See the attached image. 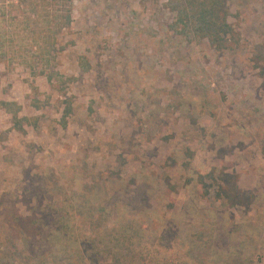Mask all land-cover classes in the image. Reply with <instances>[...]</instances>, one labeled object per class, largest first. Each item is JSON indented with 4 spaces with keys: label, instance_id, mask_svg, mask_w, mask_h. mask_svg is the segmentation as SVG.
<instances>
[{
    "label": "rangeland",
    "instance_id": "obj_1",
    "mask_svg": "<svg viewBox=\"0 0 264 264\" xmlns=\"http://www.w3.org/2000/svg\"><path fill=\"white\" fill-rule=\"evenodd\" d=\"M175 1L0 0V264H110L145 195L143 232L177 228L165 254L183 260L201 232L256 215L214 222L221 171L264 209V0H225L221 46L185 37ZM96 173L126 189L93 191Z\"/></svg>",
    "mask_w": 264,
    "mask_h": 264
},
{
    "label": "trees",
    "instance_id": "obj_2",
    "mask_svg": "<svg viewBox=\"0 0 264 264\" xmlns=\"http://www.w3.org/2000/svg\"><path fill=\"white\" fill-rule=\"evenodd\" d=\"M175 5L177 20L174 25L181 27L182 34L185 37L197 38L202 34L211 44L220 43L219 46H221V31L227 29V21L223 11L225 0H176ZM66 20L64 18V21ZM262 58L263 55L260 54L255 55L251 60L257 65V62ZM262 71L264 72V67ZM84 167L87 168L86 165ZM103 177L104 174L102 173L94 175L93 182L96 186L92 185L91 189L93 191L104 190L103 193L109 195L113 190L116 192L126 189L122 179L117 184H111L108 178L103 179ZM209 178L213 182V189L215 188L211 197V204L213 206L219 204L216 206L217 208H214V222L218 221L217 218L221 214L222 208H243L248 211L257 204L255 208L256 215L248 218V222L238 223L231 216L232 219L228 222L227 228L223 226L215 227L210 233L201 232L199 239H203V241L208 239L206 240L207 244L202 241L201 243L188 241L190 256L184 257L183 260L176 257L177 260H175L170 259L175 257H169L165 254V248L167 241L169 242L171 239L170 237L179 236V230L176 227L175 233L171 230H167L160 235H153V231L150 230L147 233L143 232L142 222L144 224L145 221L151 222L146 213L150 209L149 196L145 195L146 197L141 198L140 201L141 204H144L139 207L140 214L136 213L135 210L129 211V204H127L128 207H124V212L121 215L123 219L119 225L121 237L112 246V249L116 252L113 253L110 264H261L264 253L260 254L259 249H264V209L261 212L258 210L259 196L238 189L236 180L228 177L223 171L220 172L218 178ZM167 184H169V181ZM55 186L56 183L54 182L52 185L47 184V189L50 191V189L56 188ZM106 194H104V197H107ZM99 210L103 219L106 217L113 218V213L107 205ZM94 211L92 208L87 207L86 216L89 222L95 220L92 218V215L95 214ZM115 219H118V213ZM71 220L72 217L65 215L56 221L62 228L61 238L65 233L69 236L72 235L75 230L73 226H70ZM100 220L102 221L101 216ZM20 233L21 239L25 243L27 238L23 237L22 231ZM175 244L184 246L185 241L180 239ZM207 248L208 251H204ZM112 249L110 245L105 244L102 252L110 255ZM199 250L204 251L205 256H195V253Z\"/></svg>",
    "mask_w": 264,
    "mask_h": 264
}]
</instances>
